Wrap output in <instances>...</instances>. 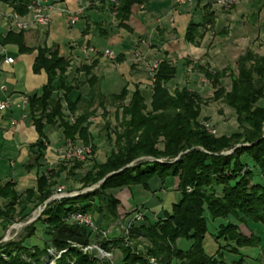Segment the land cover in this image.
Returning <instances> with one entry per match:
<instances>
[{
	"label": "trees",
	"instance_id": "obj_1",
	"mask_svg": "<svg viewBox=\"0 0 264 264\" xmlns=\"http://www.w3.org/2000/svg\"><path fill=\"white\" fill-rule=\"evenodd\" d=\"M88 1L99 3L104 0ZM114 1L111 6L115 8V17L121 24L128 21L131 7L142 4L144 0ZM29 2L19 0L10 5L16 14L25 15ZM199 28L200 25L189 23L184 39L195 42L197 35L201 37ZM13 35L9 32L6 36ZM21 35L22 32L14 37L20 40ZM250 61L253 64L249 65ZM68 66L69 62L58 55L57 49L38 48L33 70H43L48 82L42 87L39 97H28L31 120L39 136L35 145L38 149L36 160L43 156L44 129L47 125H57L62 129L65 140L91 145L92 155L95 153L93 137L89 132V117L94 112L75 115L76 102L67 101V111L74 115L71 123L63 113L62 98L51 97L54 77L59 78L58 88L65 95L71 91L64 85ZM198 69L201 70L200 67ZM236 70L237 74L229 67L215 72L205 70L203 74L214 88L212 98L222 100L234 111L238 127L247 129L243 144L235 148L230 143L236 134L229 138L223 135L217 137L198 122L201 107L205 104L203 98L186 87L170 90L167 84L175 77L176 69L162 60L153 75L149 105L138 86L131 92L123 88L118 95L109 97L120 110L115 148L104 162L95 167L96 172L89 171L80 180L83 185L103 180L99 188L47 203L41 214L24 230L25 239H29L37 231L36 225L41 224L47 228L48 242L32 248H27L24 240L0 242V264H45V260L54 259L49 249L54 253L63 251L54 264H95L99 262L96 258L80 251L93 241L105 251L109 250L108 246L115 245L121 255L119 264H148L145 258L133 254L123 245L121 233L104 238L99 229L105 220L118 218L120 202L115 196H104L106 191L131 186H141L147 191L148 182L154 178L161 182L168 180L171 185L177 182L174 190L179 193V199L155 219L150 220L144 214L143 222L127 223L128 237L133 240L146 238L151 243L149 255L162 256L165 264H174V261L175 264H225V251L237 254L239 248L256 247L259 242L257 237L243 235L238 225L229 221L220 224L213 235L216 249L212 253L205 250L207 215L212 219L231 217L240 223L250 221L264 226V186L252 182L253 171L246 160L250 159L253 167L264 172V137L260 135L264 107L257 105L264 100V56H252L251 50H247L239 57ZM227 75L231 81L229 90L221 85V80ZM106 135L111 141L110 135ZM160 144L162 147L158 149ZM227 149L233 151L224 154ZM140 158L145 159L136 161ZM72 164L79 167L82 163ZM64 170L66 167L61 166L48 179L39 177L36 190H27L20 196L10 182L1 185L0 197L6 203L0 209V219L11 221L15 216L21 220L28 218L50 197L56 183L53 178L59 177ZM68 173L73 174L71 169ZM187 188L191 191L188 192ZM29 205H32L31 210L26 212ZM76 212L89 214L96 230L69 222L68 217ZM106 226L103 224V227ZM177 240L189 243L186 250L177 248ZM91 258L94 260L91 261Z\"/></svg>",
	"mask_w": 264,
	"mask_h": 264
},
{
	"label": "crops",
	"instance_id": "obj_2",
	"mask_svg": "<svg viewBox=\"0 0 264 264\" xmlns=\"http://www.w3.org/2000/svg\"><path fill=\"white\" fill-rule=\"evenodd\" d=\"M14 1L19 0H0V39L2 41L0 44V100L9 101V107L0 112V186L10 182L19 196L27 190L35 191L39 177L44 176L48 179L61 166L66 167L67 165L64 162H58L56 150L66 140L63 138L62 129L57 125L45 127V149L43 156L36 160L38 149L35 145L39 136L31 120L29 103L21 106L22 97H39L42 87L48 82L47 74L43 70L38 72L33 70L38 48L57 49L58 55L69 62L64 85L71 88V91L65 95V92L58 88L59 78L54 77L52 79L54 91L51 97L53 99L62 98L63 113L68 120L74 115L68 113L67 101L76 102L75 115L93 111L94 114L89 117L90 124L95 121L94 116H99L96 110L102 108L103 99L118 95L123 88L131 92L135 86H138L141 91L147 79L151 80L152 86L153 75L162 60L168 61L176 69L175 77L167 84L168 88L170 84H173L174 89L186 87L196 92L188 86H175L177 83L175 81L182 72L188 70L204 77L203 71L205 70L215 72L228 67L233 70L231 58L237 57V64L239 57L245 51L264 49V39L260 38V29H257L256 37L263 42H245L247 41L246 34L237 36L236 42H205L209 33L212 32L210 29H215L214 26L219 19L224 20L227 26L230 24L229 28L221 31L223 37L228 36L229 31L227 30L230 29L232 32V26L244 17L248 18L251 15L253 19L258 18L257 23L264 21L263 9L257 11L242 9L241 1L232 10L225 11L214 5L213 0H198L184 4L186 6L183 8L181 5L176 6L173 0H144L140 5H133L128 21L120 24L115 17V8H112L111 0L99 3H90L88 0H41L44 4L51 6L53 11V7L75 11L80 6L83 9L78 17L80 20L77 19V23L82 22V29H79V32L76 30L71 32L73 28L70 25L69 35L62 40L57 37L58 28L62 26V23L55 24L57 19L50 21L53 28H56L53 29L56 39L50 35V24L46 29L9 30L8 15L16 14L10 5ZM190 4H193V9L187 8ZM52 10L51 19L56 14V11L52 12ZM169 13L176 14L175 18L179 21L177 28L162 24L165 20L164 16ZM196 13L200 15L201 22L193 21L192 18L196 16ZM19 16L24 20L29 18L27 13ZM66 19L69 22L67 15ZM174 20L170 18L168 21L173 24ZM189 23L200 25L201 37L197 35L195 42H188L184 39ZM249 23L253 22L248 21ZM180 26L183 30L185 29L183 32L182 28L179 29ZM9 32L14 35L6 36ZM20 32H22L21 39H15L14 36ZM230 35L232 36L231 33ZM65 45L67 51L62 53ZM103 50H112L114 58L109 59L104 56ZM135 55L144 58L137 59ZM7 57L13 59V64L4 62V58ZM154 62L158 64L152 70ZM114 80L123 81L119 91L115 89V85H113L114 88L109 87V83H114ZM203 81L208 82L205 77ZM77 143L82 144L80 141ZM58 178L54 177L53 180ZM167 183H169L168 180L161 182L156 178L151 179L148 182L149 190H147L150 193V199L147 198L142 203L135 205L129 203V188H127V193L123 194L122 200L131 209L143 206L146 209L145 215L155 219L163 211H167L160 206L161 200L158 197ZM54 186L55 188L58 186L57 182ZM171 186L175 189L176 182H172ZM117 199L119 202L122 201L120 198ZM5 203L6 201L0 197V209ZM1 221L5 220L0 219ZM233 223L238 225L243 235L247 237L254 235L259 238L258 224L250 221ZM256 247L260 250V254L264 255V248L259 246V242ZM242 249H237L238 255L243 252ZM246 256L242 254V261L247 260ZM255 261L258 264H264L260 255Z\"/></svg>",
	"mask_w": 264,
	"mask_h": 264
},
{
	"label": "rangeland",
	"instance_id": "obj_3",
	"mask_svg": "<svg viewBox=\"0 0 264 264\" xmlns=\"http://www.w3.org/2000/svg\"><path fill=\"white\" fill-rule=\"evenodd\" d=\"M242 4L240 5L242 9H250V10H259L263 9L264 11V2L263 0H240ZM112 2V0H111ZM115 2V1H114ZM240 2V3H241ZM182 8L186 5H181ZM181 8V7H180ZM187 8L193 9V4L188 5ZM54 11H56L55 16L51 20H55V24L62 23V26L58 28V35L57 37L59 40L64 39L67 35H69V26L71 25L73 30L71 32H74L75 30L79 32V29L81 30L83 25L82 22L77 23L80 18L74 23H71L70 21H66V15L68 13L74 14L79 9L76 8L75 11L64 9L61 10L60 7H53ZM66 12V14H65ZM163 14V13H162ZM196 13L192 19L194 22H201L200 15H197ZM176 14H167L165 15V20L162 21V24L165 23L171 27H176L179 24V21L175 18ZM175 19L174 23L170 24L169 19ZM258 18L255 17L253 19V16H249L242 18L241 20H237V23L232 26V32L229 30V35L226 37H223L222 30L229 28L230 24L227 26L226 22L224 20L219 19L217 23L215 24L214 28H211V33H209L208 37L206 38L205 42H236L235 38L237 36H241V34H246L247 41L245 42H263L259 40L256 36L258 34L257 29H260V38L264 39V21L258 22ZM252 20V21H251ZM189 21V20H188ZM249 22H253L252 24ZM51 23V22H50ZM76 24V25H75ZM227 26V27H226ZM182 26H180L179 29H181ZM41 29V28H40ZM46 29V28H45ZM56 28H53V26L49 25V32L51 37L53 36L56 39L55 33L53 32ZM185 30V29H184ZM182 28V32L184 31ZM76 32V33H77ZM232 34V36L230 35ZM182 34V33H181ZM103 46H101L102 48ZM67 51L66 45L62 48V53ZM112 51V50H109ZM257 51L258 53H256ZM104 50L102 51V53ZM252 56L256 55V57L264 56V49L261 50H251ZM236 60L237 57L231 58V65L233 68V73L237 74L236 70ZM253 64L252 61L248 63ZM248 65H246L247 67ZM192 75V77H191ZM204 77L197 73H192L188 70L182 72V74L179 75L178 80H176L175 83L177 87L180 86H188V88H192L198 94L203 98V101L205 104L201 107L200 116L198 118V122L204 126V128L209 132L210 134L214 136H226L230 137L232 134H236L235 137L231 138V143L234 144L237 148L241 144H243V139L245 137V133L247 129H242L238 127L237 121H236V115L234 111L226 106V104L222 100H215L212 98V94L214 93V88L212 87L210 82L203 81ZM114 83H109V87H113L115 85V89L117 91L120 90L122 87V80H114ZM230 78L228 75L221 80V85L225 87L227 90L230 88ZM144 86L141 88V91L145 97L146 104L149 105L150 96H151V80L147 79L144 81ZM108 87V88H109ZM113 87V88H114ZM169 89L173 90L174 85L170 84ZM116 91V93H118ZM115 93V92H114ZM130 95L126 99V103L129 101ZM258 106L264 107V100H261L257 104ZM117 104L114 103L109 97L106 98L102 103V108L97 109L96 113L99 116H94L95 121L91 123V134L93 137V144L95 146V153L91 155L90 158H88L85 162L79 165V167H76L72 163H67L66 170L67 172H63L57 180V187L62 186L65 188V191L72 192L74 194H81L84 192L92 191L94 189H98L100 186V182L97 183H90L87 185H83L80 180L84 177V175L89 172L93 171L96 172L95 167L104 162L106 156L111 152L112 149L115 148L114 145V139H115V132L119 131V121H120V110H117ZM95 113V115H96ZM98 119V120H96ZM110 135L111 141L107 140V135ZM260 135L264 137V118L262 119L260 123ZM162 140V139H161ZM231 145V146H232ZM162 145H158L157 148L161 149ZM233 150L227 149L224 150V154H230ZM145 158H140L137 160H143ZM136 160V161H137ZM176 160V159H175ZM248 161L249 167L253 171L252 176V182L261 184L264 186V172H261L259 168L253 167V164L250 159H246ZM133 164V162L130 164V166ZM71 169L73 174H69L68 171ZM67 173V174H66ZM177 185V182H176ZM56 187V188H57ZM55 186L51 189L52 192L55 191ZM82 188H85L81 190ZM176 189V188H175ZM127 188H121V189H112L106 191V195H112L116 196L117 198H120L122 200L123 194L127 193ZM187 191L190 192L191 189L187 188ZM129 203L131 205L139 204L144 202L147 198L150 199V193L144 190L141 186H131L129 188ZM159 199L161 200L160 206L163 209H167L170 207L171 203L174 201H177L179 199V193L173 189V186L171 184L167 183L164 191L160 192L158 194ZM122 200L120 202L118 210V218L116 220L110 221L105 220L104 223H102V229L100 228V234L102 237H108V235H120V233L123 236V245L128 248L133 254L143 257L147 260L148 264H165L163 261L162 256H153L148 254V250L152 248L151 243L146 238H139L136 240H133L132 238L128 237V231L126 229L127 223L129 222L130 225L132 223H138L143 222L144 220V214L146 209L142 206L136 209H131L128 207ZM44 205V204H43ZM38 206L33 210L30 214V216L24 220L19 219L18 216H15L11 221H1L0 222V242L6 243L9 241H19L24 240V245L27 248H32L33 246L41 247L44 242H48L49 237L47 235V228L43 227L41 224H37V231L35 232V235L30 237L29 239H25L26 231L24 230V227L26 226L25 223H27V220L34 218V213L38 212V208L42 207ZM31 206L29 205L26 212L31 210ZM140 216V218H137V216ZM207 234H206V240H205V250L207 253H212L216 249V243L214 241L213 235L216 234L217 228L220 224L227 223L229 221L236 222V219H233L231 217L227 219L222 218H216L212 219L207 215ZM152 220V217L150 218ZM128 223V224H129ZM103 224H107L106 227H103ZM98 228V227H97ZM258 233H259V246L264 248V226L261 224H258L257 226ZM111 232V233H110ZM176 246L179 249L186 250V248L189 246V243L186 241H180L177 240ZM109 250L105 251L103 250L95 241L91 242V244L87 247L80 248V251L82 253L89 254L90 256H93L96 258L99 262V264H119V260L121 259L120 251L118 248H116L115 245L108 246ZM99 249V250H98ZM50 252L53 253L54 259L53 260H45V264H54V260L57 258L55 256L58 255L59 252L54 253L52 249H49ZM242 253L240 255L229 253L227 251L224 252L223 260L225 264H234L239 260H242V254H246L247 260L241 261L240 264H258L257 261H255L258 256L260 255L261 260H264V255L260 254V250L258 247H243ZM63 252V251H61ZM25 258V257H24ZM94 258H91V261L94 260ZM249 258V260H248ZM95 259V260H96ZM254 259V260H253ZM97 262L95 264H98ZM175 264V261H174Z\"/></svg>",
	"mask_w": 264,
	"mask_h": 264
},
{
	"label": "built area",
	"instance_id": "obj_4",
	"mask_svg": "<svg viewBox=\"0 0 264 264\" xmlns=\"http://www.w3.org/2000/svg\"><path fill=\"white\" fill-rule=\"evenodd\" d=\"M198 0H173L174 4L176 6L184 5L187 3L196 2ZM113 3L114 0H112ZM214 5L221 8L222 10L229 11L232 10L239 2L240 0H213ZM83 9L80 7V9L74 13H68L67 18L71 23H74L77 21L79 15H81ZM27 14L29 16L28 19L24 20L19 15L15 13H11L8 15L10 19V29L11 31H26L29 29H36V28H42L45 29L48 27L51 21V6L44 4L41 0H30L29 4L27 5ZM103 55L106 56L109 59H113L114 55L111 51L105 50L103 52ZM137 59H143L144 57H140L138 55H135ZM4 62L7 64H13V59L10 57L4 58ZM158 62H154L152 65V70L156 68ZM28 102V97H22L21 98V106H24ZM9 107V101L7 99L0 100V112L6 110ZM69 121L73 123V117L69 118ZM211 132V131H209ZM56 154L58 157V162H64V163H83L92 155V148L91 145H84V144H78L73 143L69 140H66L60 147L57 148ZM77 194H74L72 192L65 191V188L62 186H59L55 189V191L50 195V197L44 202V205L42 207L38 208V212L34 213V218H37L45 205L52 201H59L63 198H69L76 196ZM137 218H140L138 215ZM28 221V220H27ZM68 221L71 223H76L81 226H85L88 228H91L93 230H96V226L94 225L92 218L89 214H82L80 212L72 213L68 217ZM99 250V249H98ZM50 252V251H49ZM62 252H59L56 258L60 257V254ZM50 254H53L50 252Z\"/></svg>",
	"mask_w": 264,
	"mask_h": 264
},
{
	"label": "water",
	"instance_id": "obj_5",
	"mask_svg": "<svg viewBox=\"0 0 264 264\" xmlns=\"http://www.w3.org/2000/svg\"><path fill=\"white\" fill-rule=\"evenodd\" d=\"M138 161V160H137ZM111 174H109L108 176H110ZM107 176V177H108ZM103 182V180L100 182V183H102ZM36 218H32V219H30L29 221H27V223H25V225H28V224H30L31 222H33L34 220H35Z\"/></svg>",
	"mask_w": 264,
	"mask_h": 264
}]
</instances>
